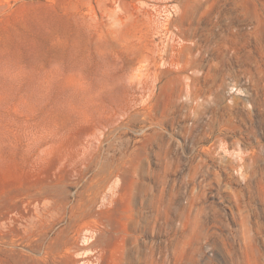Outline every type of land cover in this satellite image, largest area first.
I'll use <instances>...</instances> for the list:
<instances>
[{"label":"rangeland","instance_id":"obj_1","mask_svg":"<svg viewBox=\"0 0 264 264\" xmlns=\"http://www.w3.org/2000/svg\"><path fill=\"white\" fill-rule=\"evenodd\" d=\"M241 2L264 0H0V191L105 180L124 264H264V12Z\"/></svg>","mask_w":264,"mask_h":264},{"label":"bare ground","instance_id":"obj_2","mask_svg":"<svg viewBox=\"0 0 264 264\" xmlns=\"http://www.w3.org/2000/svg\"><path fill=\"white\" fill-rule=\"evenodd\" d=\"M240 8L249 19H253L255 10L264 12V2L258 3L257 6L241 2ZM256 23L252 30L261 41L264 54V34H259L264 32V24L259 30V21ZM237 26L234 29L239 31ZM197 60L199 54L197 57L192 54L189 57L182 56L181 67L185 69L193 66ZM146 61L147 58L144 57L142 63ZM194 68L198 66L195 64ZM161 75V72H155L153 76L157 79ZM144 76L147 78L148 74L145 75L142 66L139 68V78ZM180 78L189 79L179 76L177 80ZM143 122L144 130L147 124L149 127L160 126V122ZM144 130L142 131L145 132ZM212 146L214 144L201 148L198 155L201 161L213 160ZM140 149V152H145V145ZM143 152L140 154L143 155ZM258 154L252 149L249 159L254 160ZM79 185L82 190L75 194L68 190L70 187H80ZM112 190L113 187L107 189L105 180L94 184H80L78 181L63 178L5 188L0 191V246H13L16 242L24 247L34 244L45 246L47 259L53 264H124L122 229L114 227V236H111L108 234L110 227H106L109 214L107 192ZM98 202L100 212L96 213L94 207ZM9 212L13 213V217L7 216ZM93 221H97L99 227H93ZM58 225L61 227H57ZM9 255L18 261V256L13 250L9 251ZM0 264L7 262L0 258Z\"/></svg>","mask_w":264,"mask_h":264}]
</instances>
